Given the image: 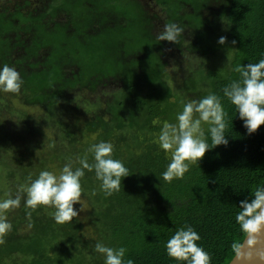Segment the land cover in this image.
Masks as SVG:
<instances>
[{"label": "trees", "instance_id": "1", "mask_svg": "<svg viewBox=\"0 0 264 264\" xmlns=\"http://www.w3.org/2000/svg\"><path fill=\"white\" fill-rule=\"evenodd\" d=\"M27 1L13 9L6 0L0 8V66L19 72L23 83L14 97L19 95L25 107L45 110V125L59 130L64 149L18 166L22 178L13 172L7 181L21 180L25 187L40 171L57 174L68 162L79 167L80 159L92 164L89 148L100 142L113 145L112 158L130 177L106 195L94 170L85 169L80 184L86 206L79 205V214L63 224L54 221L51 206L25 207L22 192L18 213L8 222L11 229L0 236V264H103L94 252L97 242L125 248L124 264H186L166 251L167 241L186 226L199 234L197 244L209 264H230L232 245L246 239L235 219L239 201L264 187V125L246 135L222 90L239 78L233 71L237 64L264 59V0H156L167 24L190 32L184 52L193 62L203 61L184 70L183 96L169 85L175 78L163 59L166 48L149 31L152 24L137 4L40 0V12ZM136 30L140 35L130 39ZM220 36L226 37L224 45L217 43ZM184 39L180 35L175 45L181 48ZM208 94L220 98L230 143L189 163L182 178L166 182L162 173L171 158L155 135L165 123H176L184 103ZM207 127L202 124L206 137ZM35 148L27 149L30 155Z\"/></svg>", "mask_w": 264, "mask_h": 264}, {"label": "clouds", "instance_id": "2", "mask_svg": "<svg viewBox=\"0 0 264 264\" xmlns=\"http://www.w3.org/2000/svg\"><path fill=\"white\" fill-rule=\"evenodd\" d=\"M182 32L184 29L175 23L166 24L156 38L176 43ZM225 42V36H220L217 40L219 45H224ZM233 71L239 74V78L223 88V95L235 106L238 112L236 118L241 122L245 134L252 135L264 125V59L255 64H237ZM22 83L20 74L14 67L0 66V92L18 93ZM226 115L220 98L215 94H208L199 100L184 103L182 111L176 115V123H165L161 127L159 146L171 153V160L162 173L164 181L182 178L188 171L189 163H199L206 152L219 146L228 147L230 140L225 136ZM202 124L208 126L207 137ZM89 151L94 159L92 164L86 159H80L79 167L68 162L59 174L40 171L35 179L29 177V183L22 188L25 207L35 209L41 205L51 206L55 209L53 219L57 224L72 220L81 210L77 205L80 203V180L85 175V169L89 172L94 170L96 179L100 181V188L106 195L119 191L122 178L124 180L130 175L128 168L120 160L112 158L113 145L100 142L91 145ZM19 204V196L0 202V236L11 229V224L3 213ZM238 208L235 219L246 234V240L243 244L232 245L235 260L241 264H264V187H257L253 193L241 199ZM199 239V234L190 226L178 229L166 243L168 256L186 264H209L208 253L197 244ZM257 246L259 251L254 258L251 249ZM94 252L103 257V264H124L126 249L123 247L111 248L97 242ZM127 264L133 262L128 260Z\"/></svg>", "mask_w": 264, "mask_h": 264}, {"label": "rangeland", "instance_id": "3", "mask_svg": "<svg viewBox=\"0 0 264 264\" xmlns=\"http://www.w3.org/2000/svg\"><path fill=\"white\" fill-rule=\"evenodd\" d=\"M24 1L25 0H12L10 7L13 9L19 5L24 7ZM28 1L29 5L35 4V8L40 12L44 10V4L42 1ZM129 1L137 4L143 9L146 18L152 24V28L151 25L149 26V31L155 39L159 41L156 37L163 31L168 20L166 11L156 0ZM5 2L6 0H0V8H5ZM8 4L9 3H7V5ZM132 13L135 14L136 12L132 10ZM207 15H210V13H207ZM59 18H56V20H60ZM97 28L98 27L95 23V33L98 31ZM137 30L129 35L130 39L133 38L132 35L136 36L137 34V37L140 35ZM181 37L185 38L181 48L176 46L175 43L159 41V43L164 44V47L166 48L163 59L166 63L168 71L170 75L175 78L174 81H170L169 85L176 92L175 94H178L179 96H183L184 94L182 90V81L186 78V72L184 71L186 67H196L203 63V61L199 58H196L193 62L192 60L194 58L188 57L187 53L184 52V50L187 51L186 47H189V44L192 41L190 32L187 29H184V32L181 33ZM182 53L186 54L187 57L186 55L182 56ZM113 88L114 87L111 89L109 88L108 91L113 93ZM106 100H108V97L105 96L103 101ZM19 112H22V115L18 114ZM78 115L81 116L82 123L87 120L81 115V113H78ZM47 118L48 116L46 115L45 110L41 109V107H25L22 104L19 95L14 97L13 93L0 92V164L9 167V170L6 168L1 170L0 167V202L7 199H15L17 196L21 197V194H23L21 191V188L23 187L21 180L14 182V179H10V181H7V178H10L9 174L12 175L13 172L18 175V179L22 178V175L18 173V166H22L24 168L38 159L52 158V155H56L54 152L55 148L60 149L57 153L61 152L62 148L64 149V147L61 148L60 145L62 136L59 133V130H52L49 125H45ZM158 135L159 133L155 135L157 141ZM36 145L37 149L35 148V154L30 155L27 149L36 147ZM168 154L171 158V153L168 152ZM21 155L23 156L20 157ZM51 167L54 166L51 165ZM83 202V199L80 198V203L77 207L81 205V207L84 208L86 205H84L85 202ZM19 207L20 206L10 208L3 213L7 222H9V220L18 213ZM81 216L84 218L82 214Z\"/></svg>", "mask_w": 264, "mask_h": 264}, {"label": "water", "instance_id": "4", "mask_svg": "<svg viewBox=\"0 0 264 264\" xmlns=\"http://www.w3.org/2000/svg\"><path fill=\"white\" fill-rule=\"evenodd\" d=\"M246 240V239H245ZM245 240H244V242H245ZM243 242V243H244ZM247 250V249H246ZM251 251H252V253H253V257L255 258V256H256V253L259 251V247L257 246V247H254L253 249H251ZM230 264H241V262L240 261H236L235 260V258L233 259V261L230 263Z\"/></svg>", "mask_w": 264, "mask_h": 264}]
</instances>
